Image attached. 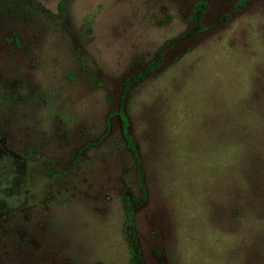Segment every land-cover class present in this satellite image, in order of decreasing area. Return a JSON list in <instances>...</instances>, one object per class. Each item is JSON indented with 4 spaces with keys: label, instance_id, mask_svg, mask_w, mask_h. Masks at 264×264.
Wrapping results in <instances>:
<instances>
[{
    "label": "rangeland",
    "instance_id": "obj_1",
    "mask_svg": "<svg viewBox=\"0 0 264 264\" xmlns=\"http://www.w3.org/2000/svg\"><path fill=\"white\" fill-rule=\"evenodd\" d=\"M194 2L0 0V264H264V0Z\"/></svg>",
    "mask_w": 264,
    "mask_h": 264
},
{
    "label": "trees",
    "instance_id": "obj_2",
    "mask_svg": "<svg viewBox=\"0 0 264 264\" xmlns=\"http://www.w3.org/2000/svg\"><path fill=\"white\" fill-rule=\"evenodd\" d=\"M206 2L207 0H195L194 5L191 10V13L195 18V21H197L199 15H201V13L205 10ZM154 64L155 63L152 62L149 65L145 66L135 78L136 79L141 78L144 74H146L152 69ZM126 87H127V84L123 85L122 96H123V92L125 91ZM116 114L119 116V119H120V132H121V136L123 138L125 147L132 154L136 169H138L139 168L138 155H137V151L135 149L132 137L128 132V120L122 110L121 100L117 107ZM125 215H126V225H127V232H128V237H127L128 263L129 264H140V257L137 252L135 234H134L132 223H131V214L127 212Z\"/></svg>",
    "mask_w": 264,
    "mask_h": 264
},
{
    "label": "flooded vegetation",
    "instance_id": "obj_3",
    "mask_svg": "<svg viewBox=\"0 0 264 264\" xmlns=\"http://www.w3.org/2000/svg\"><path fill=\"white\" fill-rule=\"evenodd\" d=\"M7 157V152L5 150H0V169L6 167L5 159Z\"/></svg>",
    "mask_w": 264,
    "mask_h": 264
}]
</instances>
